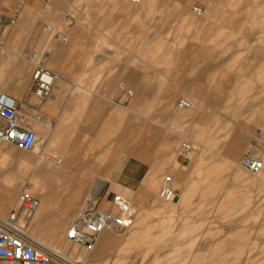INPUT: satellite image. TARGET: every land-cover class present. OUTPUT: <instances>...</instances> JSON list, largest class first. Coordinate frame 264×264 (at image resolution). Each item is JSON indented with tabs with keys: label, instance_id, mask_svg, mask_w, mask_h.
I'll return each mask as SVG.
<instances>
[{
	"label": "crops",
	"instance_id": "1",
	"mask_svg": "<svg viewBox=\"0 0 264 264\" xmlns=\"http://www.w3.org/2000/svg\"><path fill=\"white\" fill-rule=\"evenodd\" d=\"M220 1L206 0L203 19L186 14L183 6L180 8L186 14L185 26L199 32L201 43L209 41L217 46L227 34L234 36L240 32L246 21L259 20L252 12L246 19L229 20L227 28V21L218 22ZM151 2L138 0L132 7L127 0H0L3 38L0 92L13 95L20 103L19 113L38 135L32 151L39 159H24L17 150L3 148L0 141V215H7L15 208L9 209L16 193L19 196L33 191L41 209L36 215L38 222L36 218L31 233H27L45 246L33 235L40 236L37 231H41L47 238L49 230L58 229L63 237L65 225L78 208L81 196L90 181L97 180L87 196L98 191L101 204L109 203L113 194L129 198L135 215L125 232L103 231L92 249L86 250L81 264H228L226 253L241 254L248 230L227 229L224 233L227 239L215 238L213 225L200 231L197 221H191L190 213L196 209L195 205L179 204L182 193L189 199V185H183L181 176L192 163L190 153L178 147V138L201 146V142L212 144L218 136L209 130L203 133L206 117L193 121L199 126L192 135L196 140L181 133V129L192 124L182 110H195L194 99L199 98L194 94L184 95L190 108L182 110L174 105L173 96L164 97L156 116L157 79L149 77L142 81L136 16L145 14ZM237 2L228 0V6L235 8ZM244 5L250 10L261 8L264 22V0H244ZM260 30L255 52H260L264 45V26ZM203 57L201 53L194 56L195 59ZM164 60L156 58L153 62ZM36 66L60 74L51 95L43 101L32 100L30 92L31 73ZM125 83L134 88L132 101L119 90ZM239 94V102L244 101V94ZM232 95L217 93L220 107L231 108ZM144 110L151 116L145 117ZM145 119L153 125L145 126ZM231 146V155L224 156L226 167L237 165L235 159L240 145L234 142ZM51 155L59 157L61 163L52 164ZM40 162L56 167L41 169L37 167ZM221 170V165L216 164L201 175L202 188L208 195L213 196L217 188L221 192L229 191L227 183L222 185L214 180L220 178ZM160 176L171 178L172 186L176 185L173 186L176 198L168 205H150L155 201ZM253 176L256 179L247 176L240 179V185L246 186L247 191L262 187L264 168ZM37 177L45 184L42 193L29 188V179ZM61 182H78L79 188L77 192L61 196L49 184ZM10 191L13 195L8 203L3 197ZM247 191L236 190L235 200H227L218 216H228L227 208L251 207L248 204L251 195ZM53 205L57 207L56 212ZM161 207L164 209L157 212ZM154 213L163 215L153 219L150 215ZM261 231L264 233L263 226ZM45 243L54 248L49 241ZM258 248L264 256V240ZM259 264H264L263 258Z\"/></svg>",
	"mask_w": 264,
	"mask_h": 264
},
{
	"label": "rangeland",
	"instance_id": "2",
	"mask_svg": "<svg viewBox=\"0 0 264 264\" xmlns=\"http://www.w3.org/2000/svg\"><path fill=\"white\" fill-rule=\"evenodd\" d=\"M127 1L132 7L136 6V3L131 0ZM234 1H238L235 8L228 6V0L220 1L218 4L220 9L219 23L227 21L225 25L229 28V20L246 19L245 17L248 18L252 12L259 17V20L246 21L242 24L243 29L236 35L227 34L217 46H212L209 41L201 43L199 32H194L192 28L186 27L184 24V15L186 14H192L203 19L206 0H153L151 4H148L149 9L145 14L136 16L138 17L139 65L141 66L142 81H147L149 77H156L157 79L156 91L159 96L155 100L156 116L158 105L165 101L164 97L173 96L175 105L179 99H183L185 94H189V96L194 94L199 98L194 99L196 101L195 110L184 112L180 109L188 115L186 118H190L189 120L192 122L191 125H186L185 129H181V133L196 140L192 135L196 128L199 129V126L193 121L206 117L207 124L202 126L203 133L209 130L218 136L211 142L212 144L201 142V146L193 145L195 148L190 153L192 164L181 176L183 185H189V199L187 196L184 198L182 193L179 204L187 202L190 203L191 207L195 205L196 209L190 213L191 221H197L196 224H198L200 231L206 229V226L213 225L215 238L227 239V235L224 234L227 229L233 230L231 232L248 230L247 239L243 241L245 245L241 254L227 252L225 259L228 260V264H250L251 261H254L253 264H259L260 260L264 259L258 248L260 242L264 240V233L261 231L262 226L264 227V183L261 182V188L247 191L246 186L240 185L241 177L256 178L252 173L235 164L226 167L224 156L231 155L229 152L231 145L236 142L240 146L237 147L235 162L240 163L241 156L248 154L256 159L259 158L263 162L262 168H264V45L261 46L260 52H255L257 41L260 40L261 36L260 29L264 26V22L261 21L263 19L261 8L250 10L249 7L243 6L244 0ZM181 6L186 12L184 15L180 12ZM195 7L200 9V14L195 13L193 10ZM200 53L204 57L195 59L194 56ZM156 58L165 60L154 63L153 60ZM125 87L132 90V95L128 97L132 101L135 93L134 88L127 83H125ZM217 93L233 94L234 104L232 107H227V105L220 107V98L217 97ZM239 93L244 94V101L239 102L241 95ZM33 98L32 100H35ZM221 101H224V97ZM144 115L145 117L151 116L145 110ZM148 125L153 124L145 119V126ZM189 129L192 130L191 133ZM180 143L181 138H178V147ZM1 144L3 148L8 150H17L25 157L24 159L39 160L32 150L22 151L5 142H1ZM36 147H38L36 149L39 152V145ZM46 163L44 166L40 162L37 167L41 169H45L47 166L56 167ZM216 164H220L222 170L219 172L221 173L220 180L214 179L215 182L222 185L227 183L230 188L228 192L226 189L221 192L220 188H217L211 196L207 194L205 189L203 190L200 179L202 174H206L209 167ZM163 177H159L156 198L150 205L164 206L169 204L168 201L157 196ZM96 181H90V185L87 186L85 193L78 202V208L71 213L65 230L70 221L85 207L86 194L89 190L94 189L97 184ZM28 183L30 184L29 188L36 192L45 191L43 188L45 184L42 183L40 177L37 179L30 178ZM49 184L55 186L52 187V190L61 196L74 191L77 192L79 188L76 186L78 182ZM61 184L62 186H60ZM173 186L176 185L173 184ZM236 190L238 192L239 190L247 191L251 195L248 202L251 207L242 210L227 208L226 211L229 215L219 217L220 207L227 200H235ZM26 193L36 196L33 191H26ZM12 195L11 193L6 202H11ZM17 197L18 193L15 194L9 209L17 206ZM132 201L134 202L133 199ZM102 205L108 206V203L104 201ZM52 209L56 212V205H53ZM163 209L161 207L157 212ZM161 215L163 213H154L150 217L158 219ZM0 216L4 217L6 214ZM33 221L30 222L27 231L34 225ZM43 228V226L38 227L41 230ZM65 230L63 231L65 251L77 252L81 250L86 252L85 248L73 246L66 239ZM47 246L50 247L48 244ZM77 261V264L82 263L81 258ZM185 262L190 263L191 261L185 260ZM53 264L63 263L58 257H55Z\"/></svg>",
	"mask_w": 264,
	"mask_h": 264
},
{
	"label": "built area",
	"instance_id": "3",
	"mask_svg": "<svg viewBox=\"0 0 264 264\" xmlns=\"http://www.w3.org/2000/svg\"><path fill=\"white\" fill-rule=\"evenodd\" d=\"M132 1L138 3V0ZM193 10L200 14L199 8L195 7ZM2 46L3 38L0 36V50ZM59 78L60 74L50 69L43 66L34 67L30 80L32 96L39 101L48 98ZM119 90L127 97L132 95V90L125 85H120ZM19 107L20 103L13 95L0 92V141L22 151H29L37 143L38 135L26 125V120L19 113ZM177 107L187 109L190 103L186 99H179ZM180 147L184 153H191L195 148L187 139L181 141ZM50 162L59 165L61 159L51 155ZM239 162L240 168L252 174L258 173L263 167L259 158L248 154L242 155ZM162 180L157 196L170 202L176 198L177 192L169 176ZM86 199L85 207L70 221L65 230V237L73 246L90 250L103 231L123 233L132 224L135 214L129 198L113 194L108 206H103L101 194L94 190ZM17 201V207L6 216L0 217V264H53V252L41 246L27 233L40 200L30 193H21Z\"/></svg>",
	"mask_w": 264,
	"mask_h": 264
},
{
	"label": "bare ground",
	"instance_id": "4",
	"mask_svg": "<svg viewBox=\"0 0 264 264\" xmlns=\"http://www.w3.org/2000/svg\"><path fill=\"white\" fill-rule=\"evenodd\" d=\"M183 99H185V98H183ZM187 100V99H186ZM188 101V100H187ZM189 102V101H188ZM190 103V102H189ZM176 105H177V103H176ZM190 108V107H189ZM180 109V108H179ZM188 109V108H187ZM193 144V143H192ZM237 166L238 167H240L239 166V163L237 162ZM257 174V173H256ZM253 175H255V174H253ZM9 193H10V195H11V191L10 192H6V194H5V196L3 197V200L4 201H7L8 200V198L10 197V195H9ZM41 209V204L39 205V207L37 208V210L35 211V213H34V215H33V220H35L36 218V222H38L37 220L39 219V217H37L36 215H37V212L39 211ZM31 227H30V229H29V233H31ZM34 232V231H33ZM28 233V234H29ZM37 233L40 235V236H35V235H33L34 236V238H36L40 243H42V244H44L45 246H47L46 244H45V242H47V240L49 241V243H51L52 245H54V248L52 247V246H50V248L51 249H53V250H51L52 252H53V254H54V256L55 257H58V259L63 263V264H76L75 262L77 261V260H80V258H84L86 255H87V252H82L81 250L79 251H72V250H67V251H65V249H64V241L65 240H63V237H62V235H61V233L60 232H58V229H53V230H49V233H50V235L46 238L44 235H43V233H41V231H37ZM30 236V235H29ZM31 237V236H30ZM32 238V237H31ZM33 239V238H32ZM34 240V239H33ZM63 240V241H62ZM41 245V244H40ZM41 246H43V245H41ZM45 246H43L44 248H46ZM48 248V247H47ZM46 248V249H47ZM49 249V248H48Z\"/></svg>",
	"mask_w": 264,
	"mask_h": 264
}]
</instances>
